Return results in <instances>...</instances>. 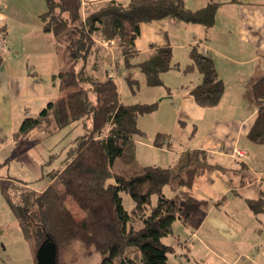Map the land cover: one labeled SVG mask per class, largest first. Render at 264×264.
I'll return each instance as SVG.
<instances>
[{
	"label": "trees",
	"instance_id": "obj_1",
	"mask_svg": "<svg viewBox=\"0 0 264 264\" xmlns=\"http://www.w3.org/2000/svg\"><path fill=\"white\" fill-rule=\"evenodd\" d=\"M43 1L46 10L39 15L42 29L55 37L62 35L71 61L68 71L58 75L59 90L65 94L48 102L35 118H25L14 141L17 145L35 127L52 134L76 123L85 130L68 149L63 169L47 173L51 180L42 192L30 190L25 182L18 183L21 203L11 205V210L18 216L23 238L34 242V264L39 247L47 240L55 247L56 264H63L66 250L75 243L87 253H99L100 264H168L167 257L174 247L162 239L173 236L172 225L181 218L183 203L177 190L191 189L195 177L202 172L205 154L187 152L175 169L136 164L134 137L143 135L137 128V118L153 113L157 103L124 105L113 78L99 81L86 74L93 44L90 33L99 32L104 40L117 42L121 68L126 71L124 80L133 94L139 89L135 70L143 75L149 88L162 86L161 74L169 70L196 71L200 82L189 94L198 106L214 107L221 99L223 85L213 59L201 53L197 45L191 47L190 62L183 69L172 62L168 46L152 47L141 63L133 60L141 24L168 19L209 28L214 23L217 4L192 11L182 0H129L126 4L110 1L85 13L81 0ZM1 62L0 56V65ZM77 63L80 66L75 70ZM252 95L257 111L248 139L264 146V76L253 83ZM164 139V135H157L155 144L161 146ZM117 159L129 167L128 174L112 172ZM166 186L173 193L170 197L163 193ZM5 190L1 189L3 196L7 195ZM121 192L133 202L130 211L122 205ZM261 194L258 200L248 202L254 213H264V191ZM67 198L75 203L81 218L69 211ZM135 221L142 227L136 229Z\"/></svg>",
	"mask_w": 264,
	"mask_h": 264
},
{
	"label": "crops",
	"instance_id": "obj_2",
	"mask_svg": "<svg viewBox=\"0 0 264 264\" xmlns=\"http://www.w3.org/2000/svg\"><path fill=\"white\" fill-rule=\"evenodd\" d=\"M1 1L5 5L3 18L7 45L13 47L12 40L17 41L10 27V22L15 20L25 27L19 29L22 37L28 38L26 28L34 27V37L42 41L47 50H51L53 38L50 33L43 31L39 19V15L46 10L43 0ZM88 1L86 12L98 9L110 1L126 4L129 0ZM182 1L192 11L209 3L217 4L213 25L206 28L199 24H184L168 19L143 23L134 41L137 53L134 61L143 62L152 47L168 46L172 51V62L183 69L190 62L191 47L197 45L201 53L205 51L206 56L214 61L217 76L223 85L221 99L216 106L208 108L194 102L189 90L200 82L195 72L169 70L161 74L163 85L154 88L146 87L143 75L138 73V85L149 96L148 100L138 103H157V108L153 113L137 118V128L143 135L135 136L134 142L135 161L139 166L175 169L183 161L185 153L202 151L205 154L206 162L202 172L195 177L191 189L177 190L179 197V192L185 196L181 213L184 220L179 218L175 222L188 231L186 223L193 214L199 224L204 223L214 216L216 206L228 195L248 206L249 201L258 200L262 196L261 191H264V146L253 144L248 139L257 111L252 85L264 76V0ZM98 3L103 4L98 6ZM96 37L100 41H96L90 51L85 71L90 78L104 81L109 75L107 70H117L116 66H121L122 62L117 48L119 58L116 61L108 67L102 64L98 66L96 63L100 62L98 58L101 51L107 49L109 41L104 40L100 34ZM6 51L0 54V165L8 160L3 152L4 147L8 146L7 136L11 134L10 141L15 144L14 135L18 130L14 122L17 119L16 112L11 110L9 99L2 93L11 79L20 82V87H25L27 77L21 69L32 68L29 66L31 62L20 65L16 61L18 51ZM3 80L7 82L5 86L1 82ZM157 135H164L163 141L168 140L166 148L162 147L163 141L161 146L155 144ZM237 150L244 152L242 158L236 157ZM20 156L33 171L41 174L31 155L22 152ZM198 209H201V217L197 213ZM211 222L215 226L220 225L217 218Z\"/></svg>",
	"mask_w": 264,
	"mask_h": 264
},
{
	"label": "rangeland",
	"instance_id": "obj_3",
	"mask_svg": "<svg viewBox=\"0 0 264 264\" xmlns=\"http://www.w3.org/2000/svg\"><path fill=\"white\" fill-rule=\"evenodd\" d=\"M102 4L98 3V6ZM10 27L17 41L12 40L13 47L5 42V49L9 52L18 51L15 59L20 62V65L31 62L29 66H32L31 70L21 69L27 77L25 87H20L22 86L20 82L11 79L2 93L9 99L11 110L16 112L17 119L14 122H16L17 130L25 118H35L49 101L65 94L64 91L59 90L58 75L68 71L71 61L65 50L62 35L55 37L50 34L53 43L51 50H47L43 42L34 37V27L26 28L28 38L22 37L23 34L19 29L25 27L20 26L15 20L10 22ZM98 34V32L90 33V39L93 42L90 51L96 41H100L99 37L95 39ZM106 48L101 51L98 58L100 62L96 63L98 66L102 64L108 67L111 62L119 58L116 41ZM133 62L135 63L134 60ZM79 66L80 63H77L73 68L76 70ZM107 71L108 78H113L118 85L119 100L122 104L133 105L148 100V94H145L140 86L136 94L131 92L124 80L121 66L118 72L114 68H109ZM100 75L102 76V73ZM195 75L199 76L196 71ZM137 76L140 77L138 71L135 79ZM1 82L4 86L7 84L4 80ZM83 86L87 88L88 84ZM90 100L94 103L93 93H90ZM86 123L88 127L89 120ZM84 130L82 124L76 126V123L58 129L52 134H45L42 128L35 127L17 145L11 143V134L7 136L9 137L8 146L4 147L3 152L8 160L0 165V264L35 263L34 242L31 238L30 240L23 238L18 225V216L11 210V205L19 206L21 203L22 196L19 195L21 189L18 183L25 181L30 190L42 192L51 180L47 173L63 169L68 149L73 146L75 137L83 134ZM22 152L28 153L35 159L42 176L29 167L20 156ZM112 172L128 174L129 167L117 159L112 166ZM2 188L6 189V196L1 194ZM169 189V187L163 189L166 196L172 195ZM179 194L183 203L185 196L181 192ZM120 196L124 209L130 211L133 207L130 196L125 192H121ZM155 200L156 197L153 196L152 203ZM65 203L75 218L82 217L70 198H67ZM197 213L199 217L202 216L201 209H198ZM181 218L184 220L183 216ZM213 218L220 221L219 226L211 222ZM133 225L136 229L142 227L139 221H135ZM186 226L188 231L174 222L172 231L176 237L169 235L162 239L164 244L174 247V251L167 257L168 264H264V213H254L244 202L233 198L232 195H228L216 206L213 217L199 224L193 214ZM101 259L102 256L99 253H87L78 243H75L66 250L63 264H100Z\"/></svg>",
	"mask_w": 264,
	"mask_h": 264
},
{
	"label": "built area",
	"instance_id": "obj_4",
	"mask_svg": "<svg viewBox=\"0 0 264 264\" xmlns=\"http://www.w3.org/2000/svg\"><path fill=\"white\" fill-rule=\"evenodd\" d=\"M96 1V0H94ZM87 2H90L88 0H81V6H82V11H85V7L87 5ZM5 5L2 3V1L0 0V54L5 50V28H4V18H3V10H4ZM109 44L112 45L114 44V40L109 41ZM203 54L206 55L205 51L203 52ZM169 145L168 140L163 141L162 143V147L166 148ZM236 157L237 158H242L244 156V152L242 151H235Z\"/></svg>",
	"mask_w": 264,
	"mask_h": 264
},
{
	"label": "water",
	"instance_id": "obj_5",
	"mask_svg": "<svg viewBox=\"0 0 264 264\" xmlns=\"http://www.w3.org/2000/svg\"><path fill=\"white\" fill-rule=\"evenodd\" d=\"M36 264H56L55 247L48 240L39 247Z\"/></svg>",
	"mask_w": 264,
	"mask_h": 264
}]
</instances>
